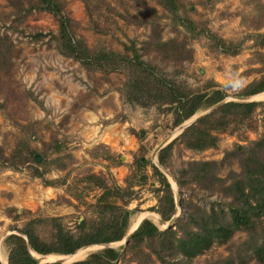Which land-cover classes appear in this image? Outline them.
Returning a JSON list of instances; mask_svg holds the SVG:
<instances>
[{
  "label": "rangeland",
  "instance_id": "rangeland-1",
  "mask_svg": "<svg viewBox=\"0 0 264 264\" xmlns=\"http://www.w3.org/2000/svg\"><path fill=\"white\" fill-rule=\"evenodd\" d=\"M30 1L25 0L23 5ZM181 3L180 13L193 20L196 29L206 28L225 39L240 41L238 51L235 54L222 52L204 32L194 35L158 0H63V11L71 19L75 35H80L88 46L123 50L122 42L127 43L129 38L135 39L138 45L147 37L149 25L130 20L131 16L142 18V13L148 11L144 8L146 4L154 9L163 39L174 37L192 47V58L179 64L155 56L166 75L181 87L192 89L202 88L212 80L227 93L223 98L234 99L239 91H232L227 85L229 71L239 73L244 86L262 73L256 68L261 62L255 51L264 53V46L254 44L250 33L264 29V0H181ZM15 6L9 0H0V34L6 33L18 51L11 58L8 81L11 94L5 100V106H0V145L10 151L16 139L25 136L39 156L37 161L42 160L38 167L43 170V177L30 174L27 165L10 168L0 164V257L7 252L4 236L14 231L12 225L21 226L29 216L43 219L60 216L62 224L69 229H74L75 221L83 216L89 218L85 206L100 192L98 186L88 181L86 175L90 172L102 175L108 183L112 179L119 185L130 183L134 196L127 206L138 209L127 230L132 222L135 225L144 217L164 227L157 220L159 214L150 208L156 204L153 187L157 182L149 161L156 158L157 150L154 155L153 150L161 140L163 146L180 132L177 129L180 123H171V103L126 101L119 90L122 72L101 74L86 70L57 49L53 37L57 23L50 12L38 9L25 12ZM261 17V24L255 27L256 19ZM1 81L2 88H5L4 79ZM26 90L35 95V100L25 95ZM254 97L261 103L252 112L249 124L244 122L232 132H219L215 147L195 150L179 142L173 144L168 165L164 167L168 175L158 169L169 181L173 199L180 195V205L187 198L206 210L225 208L224 201L228 196L219 190L209 193L194 183L191 189L180 191L171 170L191 159H215L218 161V176L224 177L229 169L238 171L236 160L220 158L224 150L235 144H247L262 133L264 95L258 93ZM3 98L0 89V101ZM209 107L197 109L186 121L207 112ZM55 144L60 145V151L51 152ZM140 146L146 161L138 168L131 167L132 154L140 153ZM43 179H50L51 184L44 183ZM6 206L31 213L12 219L5 214ZM173 212L179 213L177 218L182 216L183 209L179 212L175 205ZM37 227L39 234L46 238L49 234L47 221ZM243 236L241 229L234 230L225 242L214 241L192 257L191 264H202L205 259L213 263L214 258L233 255ZM119 244L123 243L116 240L109 245L117 247ZM101 247L100 243L82 245L70 254L83 253L67 260L49 259L57 253L40 254L46 261L40 260L37 264L71 263ZM115 263L136 264L127 253ZM148 264L169 263L153 259ZM233 264L237 263L234 261ZM243 264L256 262L249 256Z\"/></svg>",
  "mask_w": 264,
  "mask_h": 264
},
{
  "label": "trees",
  "instance_id": "trees-1",
  "mask_svg": "<svg viewBox=\"0 0 264 264\" xmlns=\"http://www.w3.org/2000/svg\"><path fill=\"white\" fill-rule=\"evenodd\" d=\"M158 1L194 35L204 32L222 52L235 54L238 51L240 41L225 39L206 28L196 29L194 21L186 14L180 13L181 0ZM9 2L25 12L30 9L50 12L57 23L53 34L57 49L76 60L86 70L98 71L101 74L122 72L123 80L119 90L126 101L139 104L171 103L169 108L173 113L172 125L181 123L197 109L207 108L227 94L222 86L212 80L202 88L192 89L181 87L166 75L164 67L155 61V56L158 55L162 61L179 64L182 60L192 58V47L186 42L175 40L174 37L163 39L154 9L146 4L144 8L148 11L144 15L142 13L143 17L131 16L130 20L137 24H148L147 37L141 39L138 45L135 39L129 38L127 43L122 42L123 50H119L93 48L88 46L80 35L76 36L70 24L71 19L63 11V0H31L26 6L23 5L25 0ZM256 20L255 27H258L262 17ZM250 38L258 47H263L264 29L250 33ZM17 52L10 37L6 33L0 34V89L4 97L0 101L1 107L5 106V100L11 94L8 85L11 58ZM255 54L261 62L256 68L262 73L258 78L246 83L237 95L258 94L264 91V53L256 50ZM2 79L6 83L5 88H2ZM25 95L35 100L31 91L26 90ZM260 103L259 100L223 101L198 116L159 147L156 151L157 161L167 167L168 157L175 142L195 150L215 147L219 132H232L244 122L249 124L252 112ZM39 104L41 105L40 101ZM262 128V133L247 144H235L224 150L220 160H236L238 171L229 169L224 177L218 176V161L215 159H191L174 171L171 170L180 191L191 189L194 183L209 193L219 190L224 196H228V200L224 201L225 208L210 207L206 210L185 198L181 202L183 214L176 218L173 225L161 227L149 218H141L125 244H119L117 247L105 245L67 264H116V259H121L125 253L136 264H148L153 259L169 264H191L192 257L208 248L214 241L225 242L236 229H241L244 236L236 245L234 254H227L221 259L214 258L213 263H209L210 259H205L202 264H233L234 261L243 264L249 256L255 259L256 264H264V113ZM134 134L137 136L136 132ZM16 140L10 151H5L0 145V164L10 168L27 165L30 174L43 177V170L38 167L42 160L35 159V148L29 145L25 136ZM58 151L60 145L55 144L51 152ZM132 156L131 167L133 165L138 168L146 161L143 149ZM149 165L157 182L153 187L156 192V204L150 208L163 220H167L174 211L170 184L153 162L149 161ZM86 177L100 190L94 201L85 206L89 218L83 216L79 221H75L74 229L64 226L60 216L43 219L33 215L26 218L21 226L12 225L11 229L14 231L7 233L3 238L7 247L6 264H36L27 249L26 239L36 253L43 255L70 254L82 245L107 243L122 238L133 213L138 209L135 206H127L134 196L130 183L119 185L113 179L108 183L102 175L93 172L88 173ZM43 182L51 184L50 179H43ZM4 210L12 219L31 213L23 209L16 211L13 206H6ZM43 221H47L49 226L46 238L42 237L37 229L38 224Z\"/></svg>",
  "mask_w": 264,
  "mask_h": 264
},
{
  "label": "water",
  "instance_id": "water-1",
  "mask_svg": "<svg viewBox=\"0 0 264 264\" xmlns=\"http://www.w3.org/2000/svg\"><path fill=\"white\" fill-rule=\"evenodd\" d=\"M255 93H253V94H241V95H234V99L233 100H255V97H253V95H254ZM225 100H228V98H222V99H220L219 101H217V102H215L214 104H212L209 108H208V110H211V109H213L214 107H216L217 105H219L220 103H222L223 101H225ZM207 110V111H208ZM193 115V114H192ZM200 116V115H199ZM198 116H196L193 120H195L196 118H197ZM188 118H190V116L188 117ZM187 118V119H188ZM187 119H185V120H183L180 124H179V126L177 127V129L179 130V131H181L185 126H187L188 124H190L192 121H190V122H187L186 120ZM164 143V141L163 140H161L157 145H156V147L154 148V150H153V155H154V153H155V151L159 148V147H161L162 146V144ZM35 159L36 160H38L39 159V156L37 155V154H35ZM153 163L161 170V171H163L164 173H166L167 174V171L165 170V168L157 161V159L155 158V159H153ZM168 175V174H167ZM172 179V178H171ZM169 182V181H168ZM177 191V190H176ZM175 205L178 207V209H179V212H181L182 211V208H181V205H180V195H179V197L178 198H176V199H174V209H175ZM179 213H175V212H173L172 214H171V216L167 219V220H163L160 216H158V218H157V220L160 222V223H163L164 224V227H168V226H171L172 225V223H173V221L175 220V218H176V216L178 215ZM140 220V219H139ZM139 220H138V222H139ZM137 222V223H138ZM137 223L130 229V230H127L126 231V233L122 236V238L121 239H119V240H117V241H119V242H122L123 244H125L126 243V241H127V239H128V236L130 235V233L132 232V230L136 227V225H137ZM24 237H25V235H24ZM26 238V237H25ZM101 245H103V246H105V245H109V244H111V242H107V243H100ZM26 246H27V249L29 250V252H30V254H31V256L35 259V261H36V264H37V262L38 261H40L39 260V258L38 257H36V256H34L33 254H32V251H34L32 248H31V246H30V244H29V242H28V240L26 239ZM44 261H46V260H44ZM56 261V260H55Z\"/></svg>",
  "mask_w": 264,
  "mask_h": 264
},
{
  "label": "clouds",
  "instance_id": "clouds-1",
  "mask_svg": "<svg viewBox=\"0 0 264 264\" xmlns=\"http://www.w3.org/2000/svg\"><path fill=\"white\" fill-rule=\"evenodd\" d=\"M226 83L232 91H240L244 86L243 79L240 77L239 73L232 71H229Z\"/></svg>",
  "mask_w": 264,
  "mask_h": 264
},
{
  "label": "bare ground",
  "instance_id": "bare-ground-1",
  "mask_svg": "<svg viewBox=\"0 0 264 264\" xmlns=\"http://www.w3.org/2000/svg\"><path fill=\"white\" fill-rule=\"evenodd\" d=\"M261 94H263L264 95V92L263 93H260V95ZM255 96V94L253 95V97ZM257 96V95H256ZM130 229V228H129ZM83 252H81V253H77V254H73V255H58V254H54V255H51L50 257H49V259L50 260H52V259H63V260H67V259H71L72 257H77V256H80L81 254H82ZM32 254L34 255V256H36V257H38L39 258V260H44L43 258L44 257H42V256H38L37 254H36V252L35 251H32ZM46 258V257H45ZM3 264H6V262H5V259L3 258Z\"/></svg>",
  "mask_w": 264,
  "mask_h": 264
},
{
  "label": "crops",
  "instance_id": "crops-1",
  "mask_svg": "<svg viewBox=\"0 0 264 264\" xmlns=\"http://www.w3.org/2000/svg\"><path fill=\"white\" fill-rule=\"evenodd\" d=\"M133 226H134V222L131 223V225H130L129 228L131 229ZM130 229H129V230H130ZM36 254H37V253H36ZM39 255H40V254H39ZM53 255H54V254H53ZM40 256H41V255H40ZM67 256H68V255H67ZM3 258L5 259V262H6V254H3V256L0 257V263H1V264H3Z\"/></svg>",
  "mask_w": 264,
  "mask_h": 264
}]
</instances>
